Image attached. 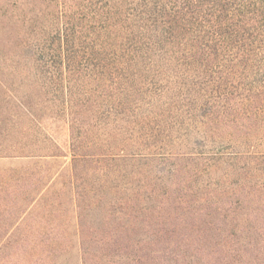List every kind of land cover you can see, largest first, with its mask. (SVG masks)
<instances>
[{"label":"trees","instance_id":"trees-1","mask_svg":"<svg viewBox=\"0 0 264 264\" xmlns=\"http://www.w3.org/2000/svg\"><path fill=\"white\" fill-rule=\"evenodd\" d=\"M46 120L70 132L79 264H264V0H0V160L65 157ZM34 172L2 175L8 216Z\"/></svg>","mask_w":264,"mask_h":264},{"label":"rangeland","instance_id":"rangeland-1","mask_svg":"<svg viewBox=\"0 0 264 264\" xmlns=\"http://www.w3.org/2000/svg\"><path fill=\"white\" fill-rule=\"evenodd\" d=\"M44 126L45 131L53 137L55 144L62 150L65 157L47 159L38 164L0 160L1 187L10 183V180L2 178L3 174L28 166L33 167L36 178L32 185L35 187L33 193L37 200L30 209L26 208L22 202L23 206L14 208L15 212L11 216L4 213L8 207L2 206L0 210V260L9 254V250L4 246H28L51 241L54 244H65L70 247L60 256L58 264H79V239L72 184L69 128L63 121L52 123L46 120ZM21 210L26 212L21 214ZM49 228L56 229V234H47ZM20 251L24 252L25 248ZM29 255H31L30 252L26 256L27 259L30 258Z\"/></svg>","mask_w":264,"mask_h":264}]
</instances>
